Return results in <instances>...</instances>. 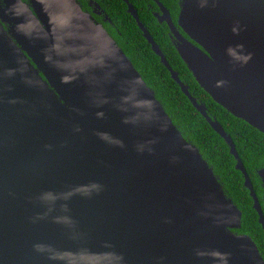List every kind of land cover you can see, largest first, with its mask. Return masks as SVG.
Wrapping results in <instances>:
<instances>
[{
    "label": "water",
    "instance_id": "obj_1",
    "mask_svg": "<svg viewBox=\"0 0 264 264\" xmlns=\"http://www.w3.org/2000/svg\"><path fill=\"white\" fill-rule=\"evenodd\" d=\"M226 140L264 227V203ZM176 47L198 83L264 133V0H180ZM186 35H185V34ZM264 187V167L259 170ZM243 212L80 0H0V264H264Z\"/></svg>",
    "mask_w": 264,
    "mask_h": 264
},
{
    "label": "trees",
    "instance_id": "obj_2",
    "mask_svg": "<svg viewBox=\"0 0 264 264\" xmlns=\"http://www.w3.org/2000/svg\"><path fill=\"white\" fill-rule=\"evenodd\" d=\"M97 1L107 10L114 23V28H110L109 33L116 38L115 40L131 58L146 82L155 90L157 98L164 104L184 137L195 144L213 166L226 193L242 210V228L237 231L249 234L264 257V227L259 221V213L254 208V199L250 190L245 186L244 174L236 168L237 160L231 153L229 144L198 111L183 92L180 84L174 80L161 57L156 54L145 37L136 18L129 12L126 1ZM129 1L137 10L140 20L161 47L173 69L178 72L180 79L189 86L190 93L199 103L206 105L208 115L221 122L227 134L232 137L257 196L263 204L264 187L259 170L264 167V133L217 103L198 83L183 60L173 40L169 25L161 23L157 16L161 13L157 1H161L169 9L178 25L180 0Z\"/></svg>",
    "mask_w": 264,
    "mask_h": 264
},
{
    "label": "flooded vegetation",
    "instance_id": "obj_3",
    "mask_svg": "<svg viewBox=\"0 0 264 264\" xmlns=\"http://www.w3.org/2000/svg\"><path fill=\"white\" fill-rule=\"evenodd\" d=\"M81 3L83 4V8L87 11H89L96 19L97 21L101 22L106 29L110 32V28H114V23L112 21V19L109 16V13L107 12V10L102 6V4L100 2H98L97 0H80ZM158 5L161 8V13L157 14L159 20L161 23H167V21H161V17L164 13V11L162 10V7L160 5L161 1H157ZM127 3V2H126ZM128 4V3H127ZM163 4V3H162ZM164 5V4H163ZM165 8H167L164 5ZM168 9V8H167ZM128 10H129V6H128ZM169 10V9H168ZM170 12V11H169ZM171 14V12H170ZM172 16V14H171ZM173 19V17H172ZM174 21V19H173ZM175 22V21H174ZM168 24V23H167ZM175 24L177 25V23L175 22ZM170 27V26H169ZM112 35V34H111ZM113 36V35H112ZM114 37V36H113ZM115 38V37H114ZM116 39V38H115Z\"/></svg>",
    "mask_w": 264,
    "mask_h": 264
}]
</instances>
